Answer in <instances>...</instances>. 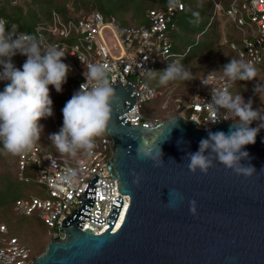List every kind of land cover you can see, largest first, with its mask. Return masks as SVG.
Returning <instances> with one entry per match:
<instances>
[{
    "label": "water",
    "instance_id": "1",
    "mask_svg": "<svg viewBox=\"0 0 264 264\" xmlns=\"http://www.w3.org/2000/svg\"><path fill=\"white\" fill-rule=\"evenodd\" d=\"M112 86L118 102L106 132L112 152L107 169L117 180L120 205L98 234L81 230L94 202L95 175L85 183L79 208L31 264H264V131L243 149L249 159L241 163L256 170L251 177L216 160L206 175L192 173L187 154L198 151L209 131L227 133L232 124L199 128L176 116L169 119H176L173 128L169 120L130 126L124 114L133 109V88ZM143 138L161 148L160 167L137 156Z\"/></svg>",
    "mask_w": 264,
    "mask_h": 264
},
{
    "label": "built area",
    "instance_id": "2",
    "mask_svg": "<svg viewBox=\"0 0 264 264\" xmlns=\"http://www.w3.org/2000/svg\"><path fill=\"white\" fill-rule=\"evenodd\" d=\"M212 3V19L220 15L226 17L240 34L239 44L229 41L228 46L238 59L253 61L255 66L264 62V0H229L224 6L223 0H204ZM177 10L182 9L179 0H175ZM147 25L138 27H120L114 17L106 20L97 12L78 14L75 18L63 19L59 13L53 11L47 24L39 25L33 35L36 36L43 48L56 45L66 54L63 62L69 65V79L64 84L68 89V97L79 91L80 85L85 83L84 71L90 63H106L111 68L110 79L112 85L128 84L133 88V109L124 114L130 126L152 128L157 123L182 116L195 121L199 128H211L217 124H232V120L221 119L216 124L209 121L212 112L208 107L211 103V89L222 87L224 81L220 75H204L199 79L200 90L189 97L173 95L167 91L161 110L167 116L149 117L142 113V105L153 101L157 96L151 86L142 81L144 70H151L158 60H165L170 56L171 44L168 32L173 29L174 9L149 10L146 14ZM5 28L16 34L24 33L14 26H9L0 18ZM107 29L114 39L113 49L119 54L113 56L106 45L102 32ZM27 34V33H25ZM225 43V38L222 39ZM175 56V55H174ZM24 62L27 57L20 54L12 58L17 68L18 60ZM82 63H81V61ZM207 79L205 80V78ZM204 81L206 86L202 84ZM6 83V81H0ZM128 103H126V106ZM264 108V104H261ZM189 112V113H188ZM226 110L220 109L223 116ZM185 114V115H183ZM258 121L251 127H257ZM54 133L61 128L53 120ZM260 131H264L261 129ZM111 140L105 133L97 138L96 147L89 155H78L75 159L69 157H55L50 153H42L39 144L31 152L17 155L15 161L18 169V179L27 182L24 172L29 164L35 166L36 183L43 186L45 196L28 195L14 202V211L22 216L35 214L47 228L48 235L53 238L61 226V221L72 211L79 208L78 198L85 183L95 175L94 202L88 218L81 230L89 229L94 234L104 230L115 215L120 203L118 202L117 180L111 178L107 169L111 158ZM68 168L76 169L78 176L72 186L64 184L61 176ZM100 222V223H99ZM36 257L33 251L15 237H9L7 228L0 224V264H31Z\"/></svg>",
    "mask_w": 264,
    "mask_h": 264
},
{
    "label": "clouds",
    "instance_id": "3",
    "mask_svg": "<svg viewBox=\"0 0 264 264\" xmlns=\"http://www.w3.org/2000/svg\"><path fill=\"white\" fill-rule=\"evenodd\" d=\"M17 54L27 57L22 70L12 63V58ZM65 54L56 45H49L45 49L36 36L16 34L0 22V81L7 82L0 91V143L8 154L24 155L39 144L43 131L39 122L53 115L49 88L51 86L60 93L69 74V65L63 62ZM144 71L153 77L158 75L160 85L176 82L186 84L194 76L191 69L179 61L168 64L166 70L160 73ZM110 72L111 68L106 63L87 65L85 83L80 85L79 91L72 95L62 109V127L49 137L60 156L76 158L78 155L91 154L97 138L107 132L113 105L118 102ZM215 73L220 74L224 85L211 89V103L207 104L212 112L209 122L216 124L223 119L232 120L233 123L227 133L208 132L207 138L200 141L198 151L187 154L190 161L188 169L192 173L199 170L206 175L214 166L213 160H216L237 176L251 177L256 170L250 164L241 163L249 159V153L243 149L254 144L258 132L264 129V108L254 110L251 99L245 102L240 95H233L230 89L235 88L237 81L256 79L258 83L253 91L264 104V83L258 80V69L253 61L231 58L219 71L208 75ZM201 82L206 86L204 81ZM220 109L226 110L223 116ZM256 121L259 122L258 126L251 127ZM167 125L175 127L176 119L169 120ZM155 141L143 138L137 148V156L160 167L163 153ZM77 176L76 169L68 168L61 176V181L72 186ZM138 182L139 178L134 181ZM190 212H196L194 201L191 202Z\"/></svg>",
    "mask_w": 264,
    "mask_h": 264
},
{
    "label": "trees",
    "instance_id": "4",
    "mask_svg": "<svg viewBox=\"0 0 264 264\" xmlns=\"http://www.w3.org/2000/svg\"><path fill=\"white\" fill-rule=\"evenodd\" d=\"M179 2L182 4V9L180 11L177 10L175 0H0V18L3 19L7 25L14 26L24 33L33 35L35 29L39 25L47 24L50 21V16L53 11L59 13L63 19H69L75 18L78 14H88L90 12L98 11V9H109L114 5L123 10L130 20H133V26L118 25L119 22L117 23V18L112 14H109L108 18L114 17L117 25L120 27H138L147 25L145 16L149 10L164 11L168 7H172L174 9V27L168 32V37L173 56L158 61L160 64L158 73L166 70L168 64L179 61L191 69L194 75L193 80L187 83H190L192 89L200 90V77L208 75L213 71H219L225 64L230 62L231 58L238 59L236 53L229 48L228 42L234 41L239 44L240 34L233 27L232 23L222 15L210 21L212 16L211 2L204 0H179ZM228 3L229 0H223L224 6ZM228 24L232 26L231 29L227 27ZM223 38L226 40L225 43L221 41ZM23 64L24 61L19 59L17 68L22 70ZM256 67L258 69V77L260 75L261 79L264 80V73H259V65ZM215 74L220 75L219 73ZM243 82L244 101L247 102L249 99L253 101L251 96H254L253 90L257 80L254 79L252 81ZM6 83L0 82V91L3 90ZM178 84L185 85L183 82H178ZM149 86H151L156 92L159 91V96H163L164 98L167 91L170 90H168V88L166 89L167 85L159 84L158 75L157 81H153L152 85ZM62 90H65V99H69L68 89L65 85L62 86ZM234 90V87L230 89L233 94ZM61 94L62 91L59 94L51 96V99L60 98ZM160 98L161 97L158 98L157 96L154 99L157 104L162 100V98L161 100ZM261 104L262 103L258 106L259 109L262 108ZM161 105L162 104H159L160 107ZM44 119L49 120L48 118ZM39 123L43 126L45 132L47 127H44L41 120ZM58 125L62 127L61 122H59ZM41 138L42 136H40L39 147ZM3 152V145L0 143V164L4 163ZM30 166L31 164L28 165L25 172L31 168ZM17 174L18 169L16 161L15 163H12V166L8 171L0 172V224L6 226L7 233L9 232V227L7 223L4 222L7 218L6 215L8 213L16 214L14 211V202L17 199L22 198L21 194L16 196L17 192H19L18 186L21 184H29L31 182L29 179L27 182L20 181ZM28 195L34 194L30 193ZM8 236L15 237L21 243L27 245L24 239L21 240L17 236L9 233ZM33 254L37 256L40 253L33 252Z\"/></svg>",
    "mask_w": 264,
    "mask_h": 264
},
{
    "label": "rangeland",
    "instance_id": "5",
    "mask_svg": "<svg viewBox=\"0 0 264 264\" xmlns=\"http://www.w3.org/2000/svg\"><path fill=\"white\" fill-rule=\"evenodd\" d=\"M99 13L103 16V18L106 20L108 18L109 14L114 15L118 20L117 23L120 26H133V20H130L128 16L124 13L123 10H121L117 6H112L109 9L101 10L98 9ZM229 29L232 28L230 24L227 25ZM104 41L106 45L111 49V53L113 56H117L119 54L118 49H113V45L115 44L113 37L111 36L110 32L105 29L102 32ZM222 41V40H221ZM159 61V60H158ZM156 62L151 71L157 72L159 70V62ZM259 73H264V62L259 65ZM196 74V73H194ZM69 79V75L67 77ZM258 80L261 83H264V80L261 79L260 75L258 77ZM143 82H145L148 85H152L153 81H157V76L153 77L150 76L148 73L145 74V76L142 79ZM258 81L256 82L257 85ZM255 85V86H256ZM244 87V82L243 81H237L235 84V90L234 94H238L243 98V88ZM170 89L173 93V95H182V98H187L189 97L194 91L192 87H190V83H186L185 85H179L178 82L176 83H169L167 84L166 89ZM50 91V96L59 94L55 91L54 88L50 86L49 88ZM159 92V91H158ZM164 92V91H163ZM162 92V93H163ZM160 93V92H159ZM158 93V98H160L161 101H159V104H163V96H159L160 94ZM254 93V91H253ZM233 94V95H234ZM253 98L252 101V106L253 109H259V105L261 103V100L258 95L251 96ZM70 99H65V90H62V94L60 98L57 99H52L53 101V115L51 117H48L49 120L47 119H41L42 123L44 124V127L46 128V131H43L41 133V141H40V148L43 153L48 152L53 155L60 156V154L56 151L54 148L52 141L49 139V137L54 134V128H53V120L58 124L59 122L63 123V116H62V109L66 102ZM157 104L155 100L146 102L142 105V113L146 116L149 117H160L161 119L165 118L167 114L163 111L160 110V106ZM185 115V114H183ZM54 117V119H53ZM52 120V121H51ZM50 121V122H49ZM51 123V124H50ZM15 158L16 156H12L8 154L5 150L3 152V159H4V166L3 164H0V172L1 171H8L12 163H15ZM71 158V157H69ZM72 160L75 158H71ZM30 165V164H29ZM31 168L28 169L27 172H25V176L31 181L29 184H21L18 186L19 192H17L16 196H19L21 194V197H25L30 193H33L34 195L44 197L45 196V191L43 186L37 185L36 184V179H37V173L35 171V166L31 164ZM44 194V195H43ZM42 195V196H41ZM7 218L5 219V223H7L9 227V234L17 236L19 239H24L26 242L27 246L34 252V253H41L43 249L45 248L46 244L48 241L51 239V237L47 234V228L41 223V221L37 218L35 214H32L30 216H22L19 214H14V213H8ZM41 245V246H40Z\"/></svg>",
    "mask_w": 264,
    "mask_h": 264
}]
</instances>
